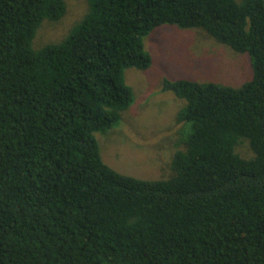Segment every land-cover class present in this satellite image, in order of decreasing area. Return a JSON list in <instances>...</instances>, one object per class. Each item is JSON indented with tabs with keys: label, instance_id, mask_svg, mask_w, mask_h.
I'll return each mask as SVG.
<instances>
[{
	"label": "trees",
	"instance_id": "trees-1",
	"mask_svg": "<svg viewBox=\"0 0 264 264\" xmlns=\"http://www.w3.org/2000/svg\"><path fill=\"white\" fill-rule=\"evenodd\" d=\"M85 1L37 48L66 0H0V264H264V0ZM161 24L252 69L238 86L164 78L183 131L170 176L141 179L104 163L94 132L132 102L124 70L150 66L143 39Z\"/></svg>",
	"mask_w": 264,
	"mask_h": 264
},
{
	"label": "rangeland",
	"instance_id": "rangeland-1",
	"mask_svg": "<svg viewBox=\"0 0 264 264\" xmlns=\"http://www.w3.org/2000/svg\"><path fill=\"white\" fill-rule=\"evenodd\" d=\"M66 2L62 18L45 19L37 27L35 47L60 39L87 6L85 0ZM143 44L151 55L150 66L124 70L132 102L121 111L116 124L105 132H94V136L101 159L114 170L141 179L167 178L183 131L175 115L184 100L163 90V79L187 77L238 86L250 78L251 62L248 53L216 42L199 28L161 24L144 37ZM236 150L243 156L252 155L247 142L237 145Z\"/></svg>",
	"mask_w": 264,
	"mask_h": 264
}]
</instances>
